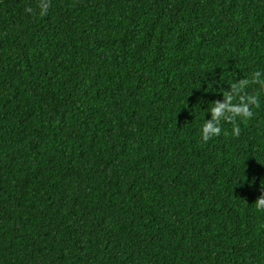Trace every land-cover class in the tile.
Segmentation results:
<instances>
[{"label":"trees","instance_id":"obj_1","mask_svg":"<svg viewBox=\"0 0 264 264\" xmlns=\"http://www.w3.org/2000/svg\"><path fill=\"white\" fill-rule=\"evenodd\" d=\"M0 264H264V0H0Z\"/></svg>","mask_w":264,"mask_h":264}]
</instances>
